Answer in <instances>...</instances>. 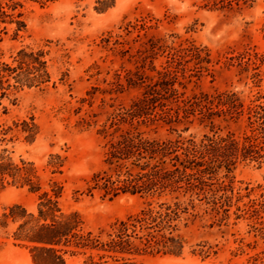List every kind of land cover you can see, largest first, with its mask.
I'll return each mask as SVG.
<instances>
[{
    "label": "trees",
    "instance_id": "obj_1",
    "mask_svg": "<svg viewBox=\"0 0 264 264\" xmlns=\"http://www.w3.org/2000/svg\"><path fill=\"white\" fill-rule=\"evenodd\" d=\"M26 1L44 7L58 0H0V35L7 25H15L16 35L25 30L21 10ZM114 6V0H95L94 10L104 13ZM147 24L144 19L127 23L125 31H146ZM49 44L22 47L10 63L0 61V190L26 188L37 199L33 212L19 204L6 208L0 227L13 226V244L28 252L31 264H67L68 257H80L79 264H145L150 257L182 258L187 230L202 220L207 222L203 227L210 229L244 221L254 241L244 244L240 238L238 255H247V264H264V250L252 255L245 251L253 250L257 240L264 241V196L239 204L244 196L226 182L238 165L264 166V102L245 104L234 91L186 95V86L194 78L211 74L210 51L192 41L178 42L177 35L143 42L137 51L141 65L127 79L141 92L128 108L110 113L98 131L105 140L103 167L92 174L87 186L89 195L96 191L109 200L138 197L143 205L93 232L84 228L77 213L62 210L60 184L50 181L49 190L44 189L34 163L15 160L7 148L19 137L31 145L39 135L32 117L11 124L3 121L8 115L3 101L23 89L55 87L48 71L50 51L45 50ZM159 57L164 63L157 68L154 62ZM249 62L250 54L245 53L224 57L223 64L246 71ZM146 66L155 76L147 77ZM260 98L264 101V96ZM242 121L246 130L240 135L222 134V124L228 127ZM194 123L208 133L183 137ZM160 129L176 136L159 138L155 134ZM65 161L66 157L50 155L46 168L60 174ZM189 248L190 256L201 261L217 254L207 242Z\"/></svg>",
    "mask_w": 264,
    "mask_h": 264
},
{
    "label": "rangeland",
    "instance_id": "obj_2",
    "mask_svg": "<svg viewBox=\"0 0 264 264\" xmlns=\"http://www.w3.org/2000/svg\"><path fill=\"white\" fill-rule=\"evenodd\" d=\"M114 1L115 6L104 13L94 10L95 0H58L44 7L26 1L21 10L25 30L16 35L12 24L0 35V61L8 63L22 47L51 42L45 50L50 51L48 71L55 87L23 89L3 101L8 109L3 121L11 124L32 117L39 135L31 145L19 137L7 148L15 160L34 163L44 189L49 190L50 181L60 184L62 210L77 213L84 228L93 232L137 212L143 205L138 197L109 200L96 191L87 194L92 174L103 167L105 140L98 131L110 113L128 108L141 92L129 86L127 79L141 65L137 51L143 42L177 35L178 42L192 41L210 51L211 74L194 78L186 86V95L234 91L245 104L264 102L260 98L264 96V0ZM143 19L150 28L126 33L127 23ZM245 53L250 54L246 71L223 64L224 57ZM162 63L163 57L154 62L157 68ZM145 73L149 78L155 76L147 66ZM13 100L12 105L9 101ZM220 129L222 134L230 131L240 135L246 123L222 124ZM206 133L208 129L194 123L182 136L200 138ZM155 136L174 138L176 134L160 129ZM55 154L66 157V161L62 172L53 175L46 163ZM226 182L231 183L234 193L244 196L239 204L259 199L264 196V166L238 165ZM36 201L26 188L7 187L0 190V216L14 204L33 212ZM205 223L196 221L187 230L188 246L182 258L150 257L145 264H247L248 256L237 251L240 238L244 244L254 241L244 221L220 229L203 227ZM12 230V225L0 227V264H31L28 252L13 244ZM200 242H207L217 254L205 261L191 257L189 246ZM262 250L264 241L260 240L253 250L245 248L248 255ZM80 261V257L67 258V264Z\"/></svg>",
    "mask_w": 264,
    "mask_h": 264
}]
</instances>
